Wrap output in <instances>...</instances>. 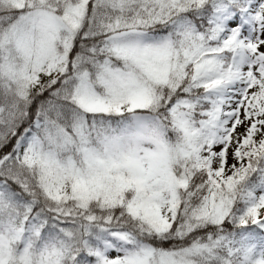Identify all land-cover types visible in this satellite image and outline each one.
<instances>
[{
	"label": "snow or ice",
	"instance_id": "obj_1",
	"mask_svg": "<svg viewBox=\"0 0 264 264\" xmlns=\"http://www.w3.org/2000/svg\"><path fill=\"white\" fill-rule=\"evenodd\" d=\"M0 264H264V0H0Z\"/></svg>",
	"mask_w": 264,
	"mask_h": 264
}]
</instances>
